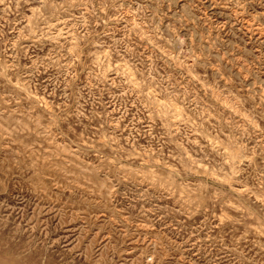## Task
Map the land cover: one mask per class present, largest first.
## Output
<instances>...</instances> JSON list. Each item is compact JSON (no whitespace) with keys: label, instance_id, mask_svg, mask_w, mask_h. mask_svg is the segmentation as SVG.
I'll return each instance as SVG.
<instances>
[{"label":"rangeland","instance_id":"1","mask_svg":"<svg viewBox=\"0 0 264 264\" xmlns=\"http://www.w3.org/2000/svg\"><path fill=\"white\" fill-rule=\"evenodd\" d=\"M0 264H264V0H0Z\"/></svg>","mask_w":264,"mask_h":264}]
</instances>
